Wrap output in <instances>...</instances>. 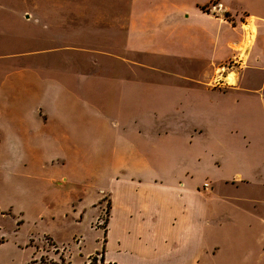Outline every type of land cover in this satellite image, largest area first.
Listing matches in <instances>:
<instances>
[{
  "label": "crops",
  "instance_id": "0c3cea01",
  "mask_svg": "<svg viewBox=\"0 0 264 264\" xmlns=\"http://www.w3.org/2000/svg\"><path fill=\"white\" fill-rule=\"evenodd\" d=\"M213 1H219L223 13L207 12ZM165 2L161 14H141L136 20L137 15L133 24L117 21L137 34L130 50H148L139 29L165 31L171 53L181 46L199 72L172 71L171 89L165 97L156 95L165 99L160 107L143 110L142 98L134 97V123L140 130L146 126L139 122L141 112L164 115L148 124L165 127L166 171L160 177L111 180L103 264H264V0ZM96 14H89L96 26H89V35L109 34L108 19ZM12 15L7 1L0 0V18L7 22ZM174 80L194 86L180 96L178 89L185 86H175ZM125 98L123 89L119 106L124 107ZM13 116L7 119L12 131L2 135L0 146L22 148L28 162L52 167L78 158L86 163L89 147L102 154L103 145L95 149L89 140V109L40 106ZM141 139L134 143L133 162L145 143L154 142ZM123 145L121 140L118 148ZM11 152L5 150V161ZM119 159L126 161L124 154ZM60 176L59 186L72 178L70 173ZM54 241L61 249L70 247L67 240ZM4 243L0 240V246ZM14 254L0 252V264H25L29 258L15 260ZM68 258L77 264L74 254Z\"/></svg>",
  "mask_w": 264,
  "mask_h": 264
},
{
  "label": "rangeland",
  "instance_id": "374dc122",
  "mask_svg": "<svg viewBox=\"0 0 264 264\" xmlns=\"http://www.w3.org/2000/svg\"><path fill=\"white\" fill-rule=\"evenodd\" d=\"M6 1L13 15L7 22L0 18V140L11 133L7 119L16 117L13 114L55 105L89 109V140L95 149L102 144L103 151L98 155L89 147L86 163L77 158L76 162L47 167L23 159L22 148L0 146V240L6 242L0 252L13 250L15 260L28 256V263L40 255L53 256L51 243L67 240L68 250L55 244L59 254L69 264L68 257L74 254V261L81 264L102 246L111 180L160 177L166 171L165 127L148 124L164 115L141 112L139 122L146 126L140 130L134 123V97L142 98L143 110L151 105L160 107L165 99L156 95L165 97L171 89L167 85L172 71L197 75L199 67L188 63L181 46L171 53L165 31L146 34L139 29L138 37L148 50L143 54L130 50L137 42L133 39L136 33L117 21L129 19L133 24L137 15L136 20L141 14H161L166 10L165 0ZM22 11L27 13L21 19ZM94 12L108 19L109 34L89 35V26L96 27L93 19L89 22V14ZM34 21L40 29L32 26ZM123 44L125 48L118 49ZM124 77L131 81L122 82ZM174 81L175 86H185L178 89L180 96L194 86ZM123 89L126 101L121 107ZM140 137L142 141L152 137L154 142L145 143L133 162L134 143ZM115 138L124 145L118 148ZM6 149L12 152L5 161ZM121 154L125 162L119 159ZM50 169L59 170V174L50 176ZM63 173L72 178L59 186L56 183Z\"/></svg>",
  "mask_w": 264,
  "mask_h": 264
},
{
  "label": "trees",
  "instance_id": "16d2710c",
  "mask_svg": "<svg viewBox=\"0 0 264 264\" xmlns=\"http://www.w3.org/2000/svg\"><path fill=\"white\" fill-rule=\"evenodd\" d=\"M47 241H48V239H47ZM103 241H104V239H103ZM51 244H52L53 249H54L53 253L59 255V258L57 261L54 260L53 258H50L49 256H40L38 259L34 257L30 262L25 263V264H69V262L67 260H65L66 258L63 257L61 254H59L58 247L55 245V243H51ZM94 261H98L100 264H103V262H104L103 243H102V246L98 252L96 251L94 253V255L90 257V259L88 257L87 264H92Z\"/></svg>",
  "mask_w": 264,
  "mask_h": 264
},
{
  "label": "built area",
  "instance_id": "2783aa9c",
  "mask_svg": "<svg viewBox=\"0 0 264 264\" xmlns=\"http://www.w3.org/2000/svg\"><path fill=\"white\" fill-rule=\"evenodd\" d=\"M207 11L213 15H217L218 13L224 12L222 5L218 2L210 4L207 8ZM204 186H206V184H204Z\"/></svg>",
  "mask_w": 264,
  "mask_h": 264
},
{
  "label": "flooded vegetation",
  "instance_id": "af4514ba",
  "mask_svg": "<svg viewBox=\"0 0 264 264\" xmlns=\"http://www.w3.org/2000/svg\"><path fill=\"white\" fill-rule=\"evenodd\" d=\"M52 253H53V252H52ZM40 256H44V255H40ZM40 256H39V257H40ZM49 257H50V258H53L54 260H56V261H57V260H58V258H59V255H58V254H54V253H53V256H49Z\"/></svg>",
  "mask_w": 264,
  "mask_h": 264
}]
</instances>
